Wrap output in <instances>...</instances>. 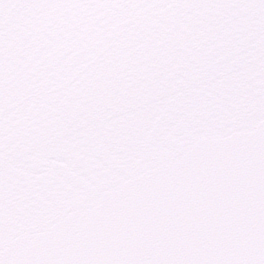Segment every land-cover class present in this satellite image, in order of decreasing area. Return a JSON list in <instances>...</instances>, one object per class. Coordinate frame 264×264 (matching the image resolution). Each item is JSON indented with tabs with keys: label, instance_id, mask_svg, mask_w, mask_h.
Here are the masks:
<instances>
[{
	"label": "snow or ice",
	"instance_id": "snow-or-ice-1",
	"mask_svg": "<svg viewBox=\"0 0 264 264\" xmlns=\"http://www.w3.org/2000/svg\"><path fill=\"white\" fill-rule=\"evenodd\" d=\"M0 264H264V0H0Z\"/></svg>",
	"mask_w": 264,
	"mask_h": 264
}]
</instances>
